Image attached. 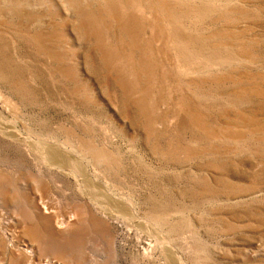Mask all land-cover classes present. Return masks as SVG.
I'll use <instances>...</instances> for the list:
<instances>
[{"label":"rangeland","instance_id":"rangeland-1","mask_svg":"<svg viewBox=\"0 0 264 264\" xmlns=\"http://www.w3.org/2000/svg\"><path fill=\"white\" fill-rule=\"evenodd\" d=\"M37 263L264 264V0H0V264Z\"/></svg>","mask_w":264,"mask_h":264},{"label":"bare ground","instance_id":"bare-ground-1","mask_svg":"<svg viewBox=\"0 0 264 264\" xmlns=\"http://www.w3.org/2000/svg\"><path fill=\"white\" fill-rule=\"evenodd\" d=\"M62 220V219H61ZM45 262V261H44ZM38 264V263H37ZM45 264H47V263H45ZM49 264V263H48Z\"/></svg>","mask_w":264,"mask_h":264}]
</instances>
